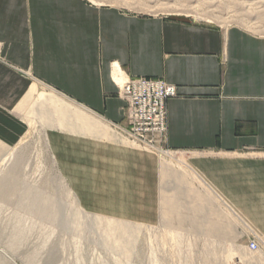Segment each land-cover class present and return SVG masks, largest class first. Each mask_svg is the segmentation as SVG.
<instances>
[{"label": "crops", "instance_id": "obj_1", "mask_svg": "<svg viewBox=\"0 0 264 264\" xmlns=\"http://www.w3.org/2000/svg\"><path fill=\"white\" fill-rule=\"evenodd\" d=\"M0 43V156L25 131L20 115L36 92L33 84L59 97L41 104L44 122L117 142L116 134L63 99L125 125L114 72L162 79L177 91L166 103V147L197 154L190 163L203 177L184 159L174 161L191 180L214 187L225 218L264 237V35L128 14L85 0H0ZM53 142L88 207L123 214L137 209L122 200L127 177L105 173L113 160L98 161L95 148L83 143L90 141L64 136ZM178 209H169V216L183 218ZM200 210L205 218L207 210ZM205 225L213 235L231 226Z\"/></svg>", "mask_w": 264, "mask_h": 264}, {"label": "rangeland", "instance_id": "obj_2", "mask_svg": "<svg viewBox=\"0 0 264 264\" xmlns=\"http://www.w3.org/2000/svg\"><path fill=\"white\" fill-rule=\"evenodd\" d=\"M85 1L128 14L220 29L239 26L264 35V0ZM122 84L118 83L120 88ZM33 85L36 92L26 100L20 115L25 131L19 142L8 146L0 156V264H230L231 254L242 264H264V237L250 233L231 215L225 218L226 207L206 179L207 188L186 176L174 160L163 161L160 152L134 144L120 131L125 125L111 124L66 99V104L120 140L71 134L57 123L44 122L41 104L46 98L59 97L39 84ZM64 136L90 141L83 143L95 148L98 161L100 157L107 158V163L113 160L114 168H105L104 172L109 175L116 170L127 177L122 200L134 204L135 211L107 212L83 203L63 169L69 161L56 154L53 140ZM165 152L184 159L201 175L190 163L197 154ZM182 175L185 178L181 180ZM8 178L12 183L4 186ZM100 197L107 199L106 194ZM171 208H179L183 218L169 216ZM201 208L207 210L205 218ZM207 222L231 226L225 233L213 235L207 233ZM253 237L262 240L256 253L246 249Z\"/></svg>", "mask_w": 264, "mask_h": 264}, {"label": "built area", "instance_id": "obj_3", "mask_svg": "<svg viewBox=\"0 0 264 264\" xmlns=\"http://www.w3.org/2000/svg\"><path fill=\"white\" fill-rule=\"evenodd\" d=\"M119 96L125 102V127L120 131L139 146L156 152L169 150L166 103L177 96L176 87L162 79L125 78ZM260 243L258 237L251 238L247 251L259 252Z\"/></svg>", "mask_w": 264, "mask_h": 264}, {"label": "bare ground", "instance_id": "obj_4", "mask_svg": "<svg viewBox=\"0 0 264 264\" xmlns=\"http://www.w3.org/2000/svg\"><path fill=\"white\" fill-rule=\"evenodd\" d=\"M113 76H114V78H115V80H117V82L118 83H124V80H125V77H124V75L121 73V72H118V70H116L115 72H114V74H113ZM160 156H161V158H164V159H166V158H169V159H171L172 161L173 160H175V158H173L171 155H169V153H166V152H160ZM177 160V159H176ZM9 179V178H8ZM8 183H12V180L11 179H9V180H7L6 182H5V184H3L4 186H8L9 184ZM260 239V242L262 243V240H261V238H259ZM2 252V251H1ZM228 255V254H227ZM242 259V258H241ZM226 260V259H225ZM224 260V261H225ZM229 262H230V264H242V263H240V261L238 260V258L234 255V254H231L230 256H229Z\"/></svg>", "mask_w": 264, "mask_h": 264}]
</instances>
